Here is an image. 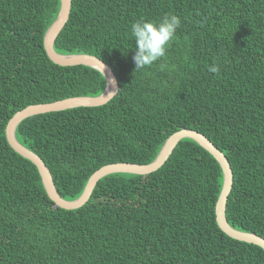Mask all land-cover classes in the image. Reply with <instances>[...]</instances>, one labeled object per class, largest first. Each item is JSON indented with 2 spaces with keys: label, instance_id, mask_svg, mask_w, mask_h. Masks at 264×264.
<instances>
[{
  "label": "trees",
  "instance_id": "16d2710c",
  "mask_svg": "<svg viewBox=\"0 0 264 264\" xmlns=\"http://www.w3.org/2000/svg\"><path fill=\"white\" fill-rule=\"evenodd\" d=\"M60 7L0 0V264H264V249L218 227L223 172L192 139L150 175L103 178L80 209L48 197L37 167L9 146L8 122L28 106L106 89L98 70L48 58L44 36ZM165 14L181 19L157 62L166 68L135 70L131 24ZM54 48L102 59L120 85L104 106L18 126V141L45 162L63 199L77 200L103 166L152 163L171 135L193 129L231 164L229 224L264 238V0H72Z\"/></svg>",
  "mask_w": 264,
  "mask_h": 264
},
{
  "label": "water",
  "instance_id": "95a60500",
  "mask_svg": "<svg viewBox=\"0 0 264 264\" xmlns=\"http://www.w3.org/2000/svg\"><path fill=\"white\" fill-rule=\"evenodd\" d=\"M61 7L55 22L44 36V48L48 58L56 65L62 67L86 66L101 72L106 79V89L97 97H74L48 104L31 105L17 112L6 126V139L9 146L20 156L32 162L38 169L41 180L48 197L58 207L65 210H77L85 206L100 180L112 174L150 175L162 168L171 157L178 144L184 139H192L203 149L209 152L219 163L223 172V187L216 204V222L218 227L229 237L253 244L264 249V238L255 234L239 231L233 228L227 219V203L234 185V173L225 154L204 134L193 129H181L171 135L164 143L157 158L150 164L116 163L103 166L88 180L83 194L73 201L63 199L55 186L51 171L45 162L33 151L22 145L17 137L18 126L29 118L54 112H61L80 107H101L111 102L120 90L118 79L113 69L102 59L89 54L61 55L54 46L58 36L65 28L70 18L72 0H60Z\"/></svg>",
  "mask_w": 264,
  "mask_h": 264
},
{
  "label": "clouds",
  "instance_id": "9594fccd",
  "mask_svg": "<svg viewBox=\"0 0 264 264\" xmlns=\"http://www.w3.org/2000/svg\"><path fill=\"white\" fill-rule=\"evenodd\" d=\"M181 27V19L174 14H165L158 21L141 18L131 24L130 35L134 40L135 51L132 57L135 70L158 66L166 68L165 63H159L166 56L169 47L176 39L177 29ZM209 72L218 73L219 67L212 66Z\"/></svg>",
  "mask_w": 264,
  "mask_h": 264
}]
</instances>
